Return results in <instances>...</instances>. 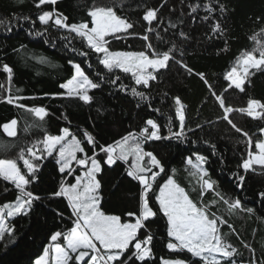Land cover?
<instances>
[{
  "label": "trees",
  "instance_id": "trees-1",
  "mask_svg": "<svg viewBox=\"0 0 264 264\" xmlns=\"http://www.w3.org/2000/svg\"><path fill=\"white\" fill-rule=\"evenodd\" d=\"M36 2L0 0V20L6 21L0 24V85H4L0 88V99L11 94L22 97L17 104L25 105L21 108L16 104L0 102V125L13 119L17 121L15 137L7 136L0 128V145H7L6 149L0 148V158L15 159L21 148L42 140L46 133L62 134L64 128H69L81 140H84L83 134L88 132L98 144L108 145L129 132H138L147 119H153L161 126V134L169 136L167 117H174L172 97L179 96L187 106V126L195 128L196 124H201L203 129H197L195 134L187 132V138L183 140L148 141L143 147L161 160L169 175L175 169L174 178L188 191H191L196 178L186 170L189 169L186 159L189 156L194 159L195 153L206 157L204 168L210 178L217 182V191L233 199L239 198L244 208L253 209L251 214L239 212L226 217L235 231L232 232L227 226L224 231L230 232L228 240L241 253L236 257L238 264L240 261L248 264L253 258L257 264H264V198L259 195L264 192V168L253 165L254 170L244 172L239 167L247 159V138L222 119L224 111L203 81L178 64L171 63L170 68L161 70L162 75L152 82L151 89L138 88L149 97L146 101H140L131 93V87L135 84L130 77L120 72L107 73L97 63V55L75 34L42 25L38 20V15L43 11L57 10L69 18V23L87 22L90 19L87 11L93 3L111 4L113 0H58L56 5H43L41 8L35 6ZM209 2L215 11L211 13L212 19L205 21L203 17L209 13L204 5ZM197 4L200 7L192 12L190 6ZM219 4L226 9L223 13L219 10ZM146 8L159 9L160 19L151 25L155 29L153 33H146L149 25L142 19ZM118 14L133 23L134 27L129 31L137 35L111 40V50L146 51L148 42L140 38L144 34H148L153 45L161 51L174 43L183 50V62L193 73H204L218 94L227 87L225 73L242 52L257 46L250 38L264 28V0H218V3L217 0H125ZM25 16L30 19L25 21ZM216 22L220 23L222 34L211 31V26ZM170 23L177 27H170ZM180 32L185 34L184 37L180 36ZM156 33L163 39H157ZM81 52L89 54L85 57ZM177 59H180L179 53ZM70 61L81 64L90 78L100 84L99 88L89 93L93 96L91 103L60 95L64 92L60 85L73 76L74 68ZM88 63L92 64L91 69L87 67ZM4 64L13 69L10 85L8 74L3 71ZM96 72H100L104 79L99 80ZM115 75H119L121 80L112 84L109 81ZM9 87L10 93L6 91ZM244 88V92L235 88L223 92L226 105L239 109L246 108L249 99L264 102V72L255 71L245 81ZM32 107L46 108L48 116L45 121H39L27 111ZM154 109H161V112ZM229 119L249 133L253 140L251 150L255 152V142L264 139L259 131L264 127V120L253 119L238 111L231 112ZM172 130H178V121L175 119ZM213 144L215 148L211 146ZM87 150L91 154V145L87 146ZM100 155L103 156V153ZM127 169L125 163L118 161L112 167L105 166L98 176L102 185L103 210L109 214H121L137 207L139 186L126 175ZM238 175L245 176L243 187H238ZM166 178L162 174L159 182L162 183ZM64 179L55 159L48 157L43 161L39 180L30 185V190L41 199L34 203L27 215L9 220L15 228L13 242H0V264H32L51 243V234L66 231L72 226L68 218L71 209L67 207L66 200L50 195L58 190ZM6 188L8 191H5ZM16 195L14 186L0 179V206L14 201ZM197 196L198 193H192L193 199H197ZM213 198L214 194L209 193L205 201ZM218 214H225L224 206H219ZM150 231L155 234V259L149 264H160L161 258L186 261L191 258L186 251L167 250L169 238L166 220L162 216L155 218ZM244 244L250 245L254 252L244 247Z\"/></svg>",
  "mask_w": 264,
  "mask_h": 264
},
{
  "label": "snow or ice",
  "instance_id": "snow-or-ice-1",
  "mask_svg": "<svg viewBox=\"0 0 264 264\" xmlns=\"http://www.w3.org/2000/svg\"><path fill=\"white\" fill-rule=\"evenodd\" d=\"M57 2L58 0H37L35 6L41 8L43 5H56ZM124 2L125 0H113L111 4L93 3L87 11V16L90 18L87 22L69 23V18L57 10L43 11L38 15V20L42 25L75 34V37L97 55V63L102 65L107 73L120 72L130 77L135 84L131 87V93L140 101H146L149 97L145 91L138 88L151 89L152 82L157 81L162 75L161 70L170 68L171 63L178 64L189 74L197 75L208 88L210 95L218 102L219 107L223 109L222 119L247 138L249 148L247 159H244L239 167L244 172L254 170L253 165L264 168V139L255 142L256 151L253 152L252 137L229 119L231 112L238 111L253 119L264 120V102L249 99L246 108L233 109L226 105L223 95V92L232 88L244 92L245 81L254 75L255 71L264 72V28L250 38L257 46L242 52L225 73L227 87L218 94L204 73H193V70L183 62V50L178 49L174 43L167 50L161 51L153 45L150 36L144 34L140 38L148 42L146 51L111 50V40L122 39L125 35H137L129 31L133 29V23L127 17L118 14ZM218 6L221 13L226 10L222 4ZM190 7L192 12H196L200 5ZM204 8L209 15L204 16L203 19L211 20V13L215 11V7L209 2ZM158 12V8H146L144 11L142 19L149 25L146 33L155 32L151 25L154 21H159ZM23 19L27 21L30 17L25 16ZM5 23V20H0V24ZM170 27L176 28L177 25L170 23ZM47 30L46 27L45 31ZM211 31L223 33L219 22L211 26ZM184 35L180 32L181 37ZM156 37L163 39L158 33ZM177 53L180 59H177ZM80 54L87 57L89 53ZM72 67L74 75L60 85V88L65 90L60 95L91 103L93 96L89 93L99 88L100 84L90 78L81 64L72 63ZM87 67L91 69L93 66L88 63ZM3 71L8 74L10 85L13 69L4 64ZM95 75L99 80L104 79L100 72H96ZM120 80L121 77L115 75L109 82L116 84ZM3 87L4 85H0V88ZM121 87L127 88L124 85ZM6 91L10 93V87ZM164 95L167 96V93ZM20 99L22 97L9 94L0 99V102L16 104L23 108L25 105L17 104ZM172 100L175 108L174 117H167L169 136L161 134V126L153 119H147L144 127L138 132H129L120 140L108 145L98 144L88 132L83 134L84 140H81L72 134L69 128H64L61 130L62 134L46 133L42 140L21 148L15 159L0 158V179L11 183L17 190L14 201L5 202L0 206V242L4 244L13 242L15 228L9 220L16 216L27 215L34 203L41 199L38 194L30 190V185L39 180L43 161L52 157L59 165V172L65 179L60 183L58 190L50 195L67 201V207L71 209L68 218L72 226L66 231L61 230L51 234L52 243L44 248L43 254L35 260V264H137V262L149 264V261L155 259L153 254L155 234L150 231V227L155 218L161 216L166 220V232L169 238L167 248L172 252L186 251L191 256L187 261L161 258V264H238L236 257L241 253L228 240L230 232L224 231L225 226L232 232L235 231L226 217L234 216L239 212L251 214L253 209L244 208L239 198L233 199L217 191V182L210 178L207 169L204 168L206 157L195 153L194 159L192 156L186 159V164L189 166L186 170L196 178L191 191H188L174 178L175 169L172 170L173 174L169 175L161 160L143 147L148 141L173 138L183 140L187 138V132L195 134L197 129H203L201 124H196L195 128L188 127L187 106L179 96L172 97ZM27 111L34 114L39 121H45L48 116V111L44 107H32ZM154 111L161 112V109ZM174 119L178 121L177 131L172 130ZM0 128L9 137L17 135V121L14 119L0 125ZM259 131L264 135V127ZM204 142L209 143V141ZM88 145H91V154L87 150ZM211 146L215 148L214 144ZM0 148L6 149L7 145H0ZM100 153H103V156ZM118 161L129 165L126 175L138 183L137 207L125 213L109 214L103 210L102 185L98 176L105 166L112 167ZM162 174L167 178L160 183ZM238 179V187H243L245 176L238 175ZM5 191L8 189L6 188ZM192 193H198L197 199L192 198ZM209 193H213L214 198L205 201V196ZM259 195L264 198V192ZM221 205L224 206L225 214H218ZM60 215L63 219V214ZM244 247L254 252L250 245L244 244ZM239 264H243V261ZM248 264H257V262L253 258Z\"/></svg>",
  "mask_w": 264,
  "mask_h": 264
},
{
  "label": "rangeland",
  "instance_id": "rangeland-1",
  "mask_svg": "<svg viewBox=\"0 0 264 264\" xmlns=\"http://www.w3.org/2000/svg\"><path fill=\"white\" fill-rule=\"evenodd\" d=\"M73 75H74V71H73ZM63 91L65 92V90H64V89H63ZM255 151H256V149H255ZM121 162H122V161H121ZM123 163H124V162H123ZM125 164H126V163H125ZM126 166H128V167H129V165H128V164H126ZM258 166H259V165H258ZM162 183H163V182H162ZM66 202H67V201H66ZM51 243H52V242H51ZM51 243H50V244H51ZM50 244H49V245H50ZM49 245H48V246H49ZM48 246H47V247H48ZM167 250H168V251H170L168 248H167ZM170 252H172V251H170ZM42 254H43V252H42ZM42 254H41V255H42ZM35 260H36V259H35ZM35 260L33 261V263H32V264H35ZM160 264H161V262H160Z\"/></svg>",
  "mask_w": 264,
  "mask_h": 264
}]
</instances>
